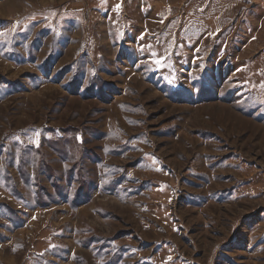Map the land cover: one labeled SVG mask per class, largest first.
<instances>
[{"label": "rangeland", "instance_id": "374dc122", "mask_svg": "<svg viewBox=\"0 0 264 264\" xmlns=\"http://www.w3.org/2000/svg\"><path fill=\"white\" fill-rule=\"evenodd\" d=\"M0 264H264V0H0Z\"/></svg>", "mask_w": 264, "mask_h": 264}]
</instances>
